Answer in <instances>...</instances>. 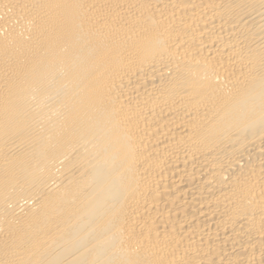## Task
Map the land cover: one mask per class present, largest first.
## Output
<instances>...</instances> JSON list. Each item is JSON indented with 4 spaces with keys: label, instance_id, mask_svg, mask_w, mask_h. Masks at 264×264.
I'll list each match as a JSON object with an SVG mask.
<instances>
[{
    "label": "bare ground",
    "instance_id": "obj_1",
    "mask_svg": "<svg viewBox=\"0 0 264 264\" xmlns=\"http://www.w3.org/2000/svg\"><path fill=\"white\" fill-rule=\"evenodd\" d=\"M0 264H264V0H0Z\"/></svg>",
    "mask_w": 264,
    "mask_h": 264
}]
</instances>
